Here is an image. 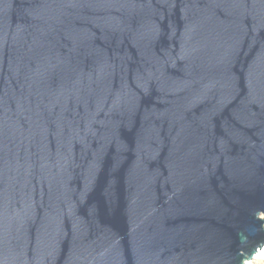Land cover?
<instances>
[{
  "label": "water",
  "instance_id": "95a60500",
  "mask_svg": "<svg viewBox=\"0 0 264 264\" xmlns=\"http://www.w3.org/2000/svg\"><path fill=\"white\" fill-rule=\"evenodd\" d=\"M263 247L264 0H0V264Z\"/></svg>",
  "mask_w": 264,
  "mask_h": 264
},
{
  "label": "bare ground",
  "instance_id": "6f19581e",
  "mask_svg": "<svg viewBox=\"0 0 264 264\" xmlns=\"http://www.w3.org/2000/svg\"><path fill=\"white\" fill-rule=\"evenodd\" d=\"M258 258H264V247L261 249L260 252H258V256L255 259H258ZM255 259H253V260H255ZM253 260L247 262V264H252Z\"/></svg>",
  "mask_w": 264,
  "mask_h": 264
},
{
  "label": "rangeland",
  "instance_id": "374dc122",
  "mask_svg": "<svg viewBox=\"0 0 264 264\" xmlns=\"http://www.w3.org/2000/svg\"><path fill=\"white\" fill-rule=\"evenodd\" d=\"M252 264H264V258H258L253 260Z\"/></svg>",
  "mask_w": 264,
  "mask_h": 264
}]
</instances>
